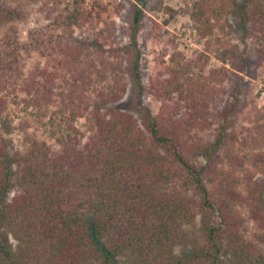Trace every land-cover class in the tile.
<instances>
[{
	"label": "trees",
	"instance_id": "trees-1",
	"mask_svg": "<svg viewBox=\"0 0 264 264\" xmlns=\"http://www.w3.org/2000/svg\"><path fill=\"white\" fill-rule=\"evenodd\" d=\"M34 1L60 33L0 47V264H264V104L251 126H236V91L212 108L229 69L206 75V52L197 71L173 52L150 84L154 112L142 101L135 40L116 44L85 0ZM137 1L135 23L146 0ZM182 11L203 35L235 26L264 60V0H192ZM18 15L0 2V24ZM85 27L92 38H75ZM23 45L46 59L27 77L17 72ZM213 45L234 64L233 48L219 37ZM238 58L243 69L247 56ZM126 73L140 118L115 106ZM16 91L55 146L28 136L11 151L3 112Z\"/></svg>",
	"mask_w": 264,
	"mask_h": 264
},
{
	"label": "rangeland",
	"instance_id": "rangeland-1",
	"mask_svg": "<svg viewBox=\"0 0 264 264\" xmlns=\"http://www.w3.org/2000/svg\"><path fill=\"white\" fill-rule=\"evenodd\" d=\"M71 1V0H69ZM186 1L192 0H146L141 6L142 14L137 23L134 22L137 0H85L84 4L93 7L95 11H101V18L114 27L115 42L119 46L128 45L131 40L139 51V63L141 80L145 85L142 101L154 112L160 107V101L150 93V84L161 72L163 61H167L173 52H181L185 60H190L197 71L198 65L203 62L199 59L201 53L206 52L207 60L204 73L207 75L210 69L225 66L229 69L215 97L214 111L226 108L236 91L238 98V112L234 115L236 126H251L255 111L264 104V60L259 61L255 51L254 42L242 39L241 32L235 27H228L224 31L214 30L211 35H203L193 25L188 15L184 14L182 7ZM9 8L19 11V15L13 20L0 24V47L3 50L15 48L16 45L27 44L30 41V33H53L58 34L60 30H50L46 13L41 8V3L34 0H0ZM170 7V13L165 8ZM101 7H105L102 10ZM114 22V25L111 24ZM232 24L235 21L232 20ZM103 21L99 23V27ZM52 29V28H51ZM93 32L89 28L75 29V38H92ZM219 37L226 47L233 48L235 56L231 61H223L222 54L218 56L214 51V40ZM211 41V47L205 51L206 41ZM6 42H11L10 46ZM19 61L18 74L24 77L30 75L36 68L42 67L46 59L38 50L23 45L18 50ZM247 56V62L243 69L238 66V57ZM221 75V74H220ZM127 89L123 98L115 105L122 109L132 111L138 118L139 114L131 107L136 94V88L126 73ZM149 86V87H148ZM15 101L8 102L3 116H6L13 130L6 134L10 138L11 151L25 148L26 138L36 136L47 140L52 146L54 142L48 137V129L36 120V109L25 100L21 91H16ZM14 98V97H12ZM83 119L77 120V125H82ZM258 176L264 179V171H258ZM12 194V193H11ZM10 194V196H11ZM180 249L177 248V251Z\"/></svg>",
	"mask_w": 264,
	"mask_h": 264
}]
</instances>
